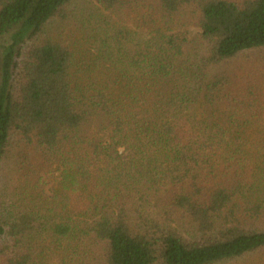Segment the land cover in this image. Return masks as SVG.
I'll list each match as a JSON object with an SVG mask.
<instances>
[{
    "label": "trees",
    "instance_id": "trees-1",
    "mask_svg": "<svg viewBox=\"0 0 264 264\" xmlns=\"http://www.w3.org/2000/svg\"><path fill=\"white\" fill-rule=\"evenodd\" d=\"M0 264H264V0H0Z\"/></svg>",
    "mask_w": 264,
    "mask_h": 264
}]
</instances>
